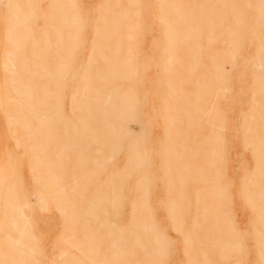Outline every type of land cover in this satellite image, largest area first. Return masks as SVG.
<instances>
[{
	"label": "rangeland",
	"instance_id": "1",
	"mask_svg": "<svg viewBox=\"0 0 264 264\" xmlns=\"http://www.w3.org/2000/svg\"><path fill=\"white\" fill-rule=\"evenodd\" d=\"M263 166L264 0H0V264H264Z\"/></svg>",
	"mask_w": 264,
	"mask_h": 264
},
{
	"label": "bare ground",
	"instance_id": "2",
	"mask_svg": "<svg viewBox=\"0 0 264 264\" xmlns=\"http://www.w3.org/2000/svg\"><path fill=\"white\" fill-rule=\"evenodd\" d=\"M178 92V91H177ZM27 96V95H26ZM29 96V95H28ZM109 103H115L112 100L108 101ZM112 121V120H111ZM254 143V142H253ZM251 145V144H250ZM258 165V164H257ZM262 165V164H261ZM256 166V165H255ZM258 167V166H257ZM262 167V166H261ZM264 167V166H263ZM127 169V168H126ZM262 170V168H261ZM255 173H252V176H255L256 174H262L259 169L257 171V173L254 175ZM126 177V176H125ZM124 178V177H123ZM113 181H109L108 182V186L113 185ZM263 194V191L258 192V198H261ZM114 199L112 197H109V204L112 203ZM247 201H249V206H251V208L253 209V212L255 214L254 218L257 221V225H259V228H256V231L254 233V238L257 241L258 244V248L260 246V250H262V252H264V236H262L261 231L264 230V210L262 208H264V206L262 207V205L259 204V201L256 199V197L253 194H249V198L246 199ZM136 204V203H135ZM134 206V203H133ZM135 209V206L132 207ZM133 209V210H134ZM132 210V209H131ZM92 212V211H91ZM89 213V212H88ZM134 216V214L132 215ZM134 219V218H133ZM139 221V220H138ZM138 221H134L131 220L128 224L127 227L122 229L121 232V237L123 236V238L121 240H119L116 243H110L111 245L109 246V250L110 251H115L117 250V252H134V250L138 247L140 249H144V251H149V245H147L145 242L147 241L146 238L147 237H142L140 234H137L136 232L139 230L140 228V223ZM263 232V231H262ZM136 233V236H134L133 234ZM128 234H132L133 238L131 239V241L129 242V238H128ZM85 249H91L90 247L93 246L92 248L98 250L99 249V245H95L94 241H92V239L90 237H85Z\"/></svg>",
	"mask_w": 264,
	"mask_h": 264
}]
</instances>
